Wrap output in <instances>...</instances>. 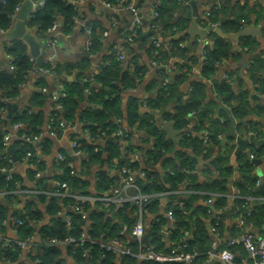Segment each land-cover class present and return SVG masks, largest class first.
<instances>
[{
	"label": "trees",
	"instance_id": "16d2710c",
	"mask_svg": "<svg viewBox=\"0 0 264 264\" xmlns=\"http://www.w3.org/2000/svg\"><path fill=\"white\" fill-rule=\"evenodd\" d=\"M22 1L0 0V29L7 30L10 28L12 16ZM106 1L117 3L119 0ZM179 6V0H158L155 7L158 13L154 19L155 29L166 34H172L175 28H184L189 23V19L183 14L176 18ZM76 15L77 10L74 2L43 0L41 7L34 12L33 17L28 19L27 24L36 27L38 33H43L56 22L57 17H61V29L68 32L75 23ZM218 20V9H212L205 23H215ZM221 27L224 30L235 31L239 28V23L230 21L227 24H221ZM262 34L264 36V29ZM91 37L90 50H94L98 45L95 26L91 28ZM209 37L213 38L216 35L211 32ZM178 40L180 39L172 40L169 49H166L162 44L156 47L151 43L150 54L153 60H157L160 64L164 63L166 57L174 54L173 48ZM251 42L247 39L242 45L250 49L253 45ZM26 48V43L19 39L12 40V43L6 48L7 53L11 56L12 68L0 71V124L5 122L1 115L5 104V100L2 98H13L17 95L19 86L25 83L33 69L34 63L27 54ZM203 51L205 55L200 64L202 80L191 83L187 97L183 98L179 89L186 75L184 73L177 74L170 79L171 81L163 84L156 95L144 100L145 104L150 107L151 111L149 112L140 111L141 103L133 98L127 101L124 111L121 108L119 96L121 88L117 82L127 85L131 83V75L127 71L121 70L122 62L116 59L112 49L106 55V65L94 76V86L89 85L83 71H81L88 66L87 59L82 60L77 65L54 62L49 66L43 63V67L50 68L57 76L63 77L60 83L63 85L62 89L65 91V96L52 100V110L45 119L43 112L32 109L33 106L41 104L45 95L42 92H33L29 98V105L10 118L11 126L16 122L22 123L21 127L16 130V138L13 141L15 156L18 159L27 156V154L30 155V158L33 157L35 154L33 136H41L49 122H52V129L61 135L68 126L75 123L78 114L79 120L84 123L83 128H85L87 138L72 134L71 139H76L80 152L86 154V159L82 162V165L86 167L99 157L96 144L99 139L106 137L108 140L107 148L111 155H116L119 151L118 138L128 140L132 132L131 127L136 125L138 129L145 132L147 138H154L153 148L147 153L148 165L144 176L135 178L139 193L146 196L141 200L142 209L152 213L156 212L160 197H166L168 201L165 209L172 213L173 227L169 231L168 241L163 240L158 232L160 225L164 222V217L158 215V221L151 222L149 225L146 240L138 241L131 236L130 239H127L125 236L129 235L120 232L118 223L111 224L109 220H105L104 213L106 210L98 202L86 201L81 203L80 211H76L70 207L76 202L74 197L52 195L46 206V212L51 215V220L39 228L41 242L36 244V250L33 251V255L31 254L33 259H37V264H58L55 259L58 253L57 243L51 242V240L57 238L62 241L67 236H74L76 239L83 238L81 245L68 244V252L77 262L87 260L88 264H114L117 253L113 250H105L103 245L112 239H118L123 242L124 246L129 247L131 252V254H120L119 264H187L185 261L176 260L142 259L138 261L136 256L139 252L144 253L148 250L168 253L172 247L188 252H199L190 264H219L217 261H207L206 254H204L211 246L212 238L209 233V223L214 219L219 218L217 229L220 235L242 232L244 226L257 228L258 232L263 233L261 228L264 225V199L260 200V198L264 197V183L254 187L256 177L251 174V164L244 155L237 157L238 175L232 182V185L240 189V196L232 200L229 196L228 178L233 174V166L228 163L230 152L227 146L229 142L225 143V139L220 137L221 135L224 136L228 129V120L225 112L218 109V106L220 105L219 101H222L224 105L229 107L232 116L235 118H241L251 112L262 117L264 106H251L245 93L234 91L229 81L214 83L216 99L209 98L205 81L213 73L215 62L230 55L229 42L223 38H217L212 46H205ZM261 66L262 62L253 58L249 67L252 80L259 85L262 84L259 75ZM159 70L164 71V67L159 66ZM136 72L139 71L136 70ZM67 74H74V77L67 80L65 78ZM86 89H89L87 100L92 104V107L80 109L79 103L84 98ZM171 101H174V108L166 110V105ZM57 103L61 105L60 108L55 107ZM157 110L161 111L163 117L165 116L167 120L171 121L176 130H181L182 135L178 142V148L169 138L164 136V130L154 125L153 118L156 119L157 116L152 113H154L153 111L157 112ZM190 116L195 119L194 124L191 125L192 134L184 129L186 125H189ZM60 122H63L64 125H60ZM118 129L121 130V133L117 132ZM201 130L203 136L204 130L207 131V143L203 141V136L198 135L199 132H202ZM8 133L10 132L0 129V168H5V170L11 167L7 159L9 154L4 153L6 148L4 135ZM48 143L47 139H43L41 149L44 150ZM213 146H221L222 149H219L217 154L211 157L209 164L202 166L200 171L204 178L199 180L196 175L195 161L184 150L189 148L193 155H197L204 148L206 150L204 157H207L212 152ZM125 149L127 152L125 158L117 165L119 167L128 163L130 169L135 170L137 162L129 158L133 150L130 147ZM161 153H170L171 155L164 158L160 168H154L153 165L158 161ZM259 153L264 154V146H261ZM175 159L181 160V167L176 166ZM69 163L70 157L66 155L58 161L57 167L58 169L61 168V171L55 179L65 182L71 194L88 195L85 190L86 181L79 176V172L77 174L76 170L72 174L69 173ZM165 165L169 166L167 171L163 169ZM215 172L217 175H214ZM8 175L4 172L0 173V192L5 193L0 196V223L7 220L11 209V214L21 220V223L13 224H15L14 227L20 240L23 241L31 237L33 227L30 221H38L40 212L36 209V201L30 196V198L25 196L26 199H23L24 195L29 193L22 187L20 175L13 171L8 172ZM185 179L187 180L185 189L176 191ZM36 185L43 189L41 179L37 180ZM119 185V176H100L97 191L103 193ZM19 188L25 193L13 192ZM249 197L254 198L252 201L250 200L251 203H249ZM37 198L39 201L45 200V196L42 194H37ZM208 200H212V207L208 205ZM15 201L18 202L17 207H13ZM175 201H181L182 204L179 205ZM245 202L250 206V213L244 215V225L239 227L235 223L228 226L224 221L222 211L230 205L229 217L231 218L233 217L230 214L232 207L239 205L243 211L242 207L245 208ZM92 205L96 207L91 208ZM126 207L132 208V205L124 202L121 207L113 209L111 204L108 211L119 219L122 218L123 223L129 227L135 220L121 216V214H125L123 211ZM209 208L221 213L219 212L218 217H212L207 212ZM65 216H69V222ZM231 249L237 254V261L245 253L241 245L233 246ZM19 250L20 246L17 244L10 246L0 244V254L3 258L11 259L17 255Z\"/></svg>",
	"mask_w": 264,
	"mask_h": 264
},
{
	"label": "crops",
	"instance_id": "0c3cea01",
	"mask_svg": "<svg viewBox=\"0 0 264 264\" xmlns=\"http://www.w3.org/2000/svg\"><path fill=\"white\" fill-rule=\"evenodd\" d=\"M184 1L185 0H179L180 6L176 14V18L183 14V16L188 17L190 23L193 16V8L188 4L183 5L182 7V3H184ZM154 2L155 0H139V16L141 23H137L135 21V15L132 12L118 7L106 6L101 0H74L77 15L75 17L73 27L68 32L61 29V17H57V27L54 30H46L43 33H38L36 27L29 25L26 26V30L30 31L35 36L37 42L42 44L39 49L40 51H44L43 62L53 61L61 64L77 65L82 60L87 59L88 66H86L85 69L80 70L83 71V75L89 82L90 86L95 85L94 76L103 66L106 65V55L110 52L111 47L121 46L124 56L121 70L127 71L131 75V83L123 85L120 82H117L121 88L119 93L121 108L124 111L127 101L133 98L139 100L141 103L140 111L142 112L151 111L149 105L145 104L144 100L150 96L156 95L160 87H162L166 82L171 81L170 79L177 74L184 73L186 75L185 80L179 87L182 92V97L186 98L191 83L202 80L200 75V64L203 59L202 52L204 47L212 46L214 40L217 38H223L229 42L230 55L215 62L213 73L205 81L207 85L208 97L216 99L213 85L214 83L229 81L234 91L237 93H245L246 99L251 106H264V36L262 34L264 29V0H196V27L198 28H204L208 25V23H205L208 16L206 14L207 11L218 9L219 20L215 23L216 26H219L224 33L234 32V30H224L221 27V24H227L230 21L239 23L238 29L245 26H256L259 29V33L254 34L253 32H249L240 36L237 40H230L221 37L216 32H214L216 37L210 38L209 34L211 32H209L204 38H201L196 33H189V23L182 29L178 27L175 28L172 34L160 32L155 28L151 29L149 24L152 18ZM14 17L15 16L12 17V24L9 29H11L14 24ZM87 25L95 26V31L98 37V45L94 48V50H90L92 37L86 30V27H88ZM149 30H153L154 33H150ZM6 31H0V71L10 68L9 63L11 56L7 53L6 48L10 43H12V40L6 39ZM257 31L258 30L256 29V32ZM154 38L160 40L162 46L166 49H169L172 40L180 39L173 48L174 54H170L166 57V61L160 65L152 63L153 58L150 54V44ZM247 39L253 43L250 49L242 45ZM50 40H52L51 43H49ZM26 50L27 54L33 58V63H35V59L30 54L28 46ZM253 58H257L262 62V66L259 70L262 83L261 85L255 83L249 73V67ZM159 66H163L164 71L159 70ZM136 70L139 72H136ZM164 73L168 76H165ZM43 75L44 76L32 70L25 83L19 86L17 95L13 98H2L3 100L15 104V108L10 118L15 113L21 112L27 105H29V98L33 92H42L45 97L39 106H33L32 109L43 112L45 119L48 117L50 111L52 110L50 92L57 88L63 77L57 75L51 76L48 74ZM73 77L74 74H67L65 76L67 80H70ZM252 95H256L257 98ZM219 102L224 105L222 101ZM224 106L228 107L226 105ZM90 107H92V104L87 100V91L85 90V96L82 101H80L79 108L82 109ZM142 107H144V109H142ZM165 108L166 110L173 109L174 101L167 104ZM6 112L7 110L4 104L1 115L3 116V119H5V122L0 124V129H5L11 133L10 143L13 146V141L16 138V131L10 125V118L7 119L5 117ZM153 112L154 113L152 114L157 116L156 119L153 118L154 125L164 130V136L169 138L176 148H178V142L182 135L181 130H176L171 121L167 120L165 116L163 117L161 111L157 110V112ZM234 119L237 120V123L234 126L235 133L243 139L252 137L248 133V130L258 131L259 128L264 129V115L261 117L251 112L241 118L234 117ZM194 121V117L190 116L189 125H186V128H184L186 131H190L191 134L193 132L191 125L194 124ZM83 124L84 123L79 120L77 114L75 123L68 126L59 137L49 136L45 131L46 129H44L43 134L39 136L37 140L33 141L35 148V154L33 157L31 156L30 158V155L27 154V156L21 157V159L16 157L15 160L12 159V162L9 163L11 164V167L6 170L8 172H16L20 175L22 178L21 185L26 189L27 193H29L27 195L25 194L23 199H26L25 196H30L31 199L36 201V209L40 212V219H38V221H30L31 226L33 227V233L31 237L23 240L26 245L22 247L20 246V250L17 255L11 259L3 258L0 254V264H37V259H33L31 254H34L33 251L36 250V244L41 242L38 232L39 228L42 225L49 223L51 220V215L46 212V206L51 196L55 195L53 194L52 189L55 185V177L59 173L57 167L59 161L58 154L70 157L69 164L77 171V174L78 172L80 173L79 176L87 183L85 190L88 192V195L99 194L97 191V185L100 176H119L117 164L125 158V148L130 147L133 150V154L135 153L133 158V160L137 162L134 172L135 177L144 176L145 169L148 165L147 153L153 148V137L147 138L148 136L145 132L138 129L137 126L134 125L131 127L132 132L130 133L128 140L125 141L118 138L117 142L119 151L116 155H111L110 150L107 148L108 140L106 137L99 139L96 142L99 157L85 167L82 165V162L86 159V154L83 152L75 153L71 146L72 134L87 138ZM165 125L170 127L169 131H167L168 128ZM230 125L231 123L228 120V129L224 136L222 135L221 139L224 138L225 141H229V145L227 146L229 149H227L230 152L229 154H232L237 150L238 143L234 137L229 135ZM170 130L175 132L174 139L170 136ZM198 135L203 136V131L199 132ZM255 138H264V132L261 134L259 132ZM43 139H47L49 141L44 150L41 149ZM261 146H264V144L256 145L255 143L249 142L245 146V151H239L236 156V166H233V174L228 178L229 192H231L232 182L238 175L237 157L239 155H244L249 159L252 167L251 174H253L256 179L264 181V154L259 153ZM6 148L4 149V153L11 156V153L7 151ZM219 149H222V147L213 146L212 152L207 157H204L206 152L204 148H202V152L197 155H193L189 148L184 150L185 153L190 154L194 159L196 175L199 180L204 178L200 171L202 166L209 164L211 162V157L215 156ZM251 152L256 154L255 157L249 158V153ZM170 155V153H161L158 157V161L153 165L154 168H160L164 158ZM175 161L177 163L176 166L181 167V160L175 159ZM228 163L232 166L230 159ZM163 167L165 171L169 169V166L165 165ZM6 170L3 172L7 173ZM214 175H217V172H215ZM38 179L42 180L43 189L37 187L36 182ZM183 189H185L184 183L180 184L176 191ZM108 192L110 193L111 190ZM37 194L44 195L45 200L39 201ZM119 194L125 203L132 205V208L126 207L123 211L126 216L125 214H121V216L131 218L135 221L141 217L144 226V233L147 235L150 223L158 221L157 216H162L165 212V205L168 201L167 198L164 196L160 197L159 207L156 212L152 213L142 209L140 202L146 196H140V200L135 198L140 193L133 185L127 186ZM209 206L212 207V200L209 202ZM95 207V205H92L91 208ZM225 211L227 212L225 213ZM229 211L230 205L222 211L225 223L228 226H232L235 223L237 225V219L233 215V217L230 218ZM219 212L220 211L215 210L214 217H218ZM10 213L11 209L9 210V214ZM104 214L105 220H109L111 224L118 223L120 229L121 226L125 225V223H123V219H119L117 216L112 214V212L106 210ZM172 227L173 222L164 217V222L160 225L158 232L162 236L163 240L168 241V234ZM244 228H251L253 232H258V229L256 228L246 226H244ZM2 233L4 245L9 246L14 243V241L20 240L17 232L9 223H7V225L3 228ZM125 237H127V239L131 238L130 236ZM142 240L144 239L142 238ZM56 248L58 253L55 259L58 264H88L87 260L77 262L69 254L67 243H57ZM116 253L114 264H119L120 254L118 252Z\"/></svg>",
	"mask_w": 264,
	"mask_h": 264
},
{
	"label": "built area",
	"instance_id": "2783aa9c",
	"mask_svg": "<svg viewBox=\"0 0 264 264\" xmlns=\"http://www.w3.org/2000/svg\"><path fill=\"white\" fill-rule=\"evenodd\" d=\"M101 1L106 6L118 7V8L125 9V10L132 12L136 18L135 21L137 23H141L140 16H139V0H119L117 3H110L106 0H101ZM157 2H158V0H155V2L153 3L152 18H151L150 24H149V27L151 29L155 28L154 19L158 15L157 10L155 8ZM42 3H43V0H36L35 2H33L32 8H31V10L27 16V21H28V19L33 17L34 12L39 7H41ZM20 5L17 6L15 13L19 9ZM210 12L211 11H207L206 14L209 15ZM15 13L13 14V16H15ZM208 25L216 26V23H208ZM56 27H57V24L55 22L47 30H54ZM91 28H92V25H89L88 27H86V30L89 33V35H91ZM0 31L4 32L6 30L0 29ZM51 42H52V40L49 41V43H51ZM151 43L156 47H159L161 45L160 40H157L156 38H154L153 41H151ZM111 49H112V52L114 53V56L116 57V59L123 63L124 56H123V53L121 50V46H119V47L114 46V47H111ZM204 55H205V52L203 51L202 52L203 58H204ZM30 59L33 60V58L31 56H30ZM43 63L51 66L54 62L53 61L42 62L41 66L38 68L35 67V63H34L32 70L34 72H37V73L42 74V75L48 74L51 76H55L56 73L53 70H51L50 68L43 67L42 66ZM152 63L155 65L160 64V63H158L157 60H152ZM9 67H10V69L12 68L10 63H9ZM62 88H63V85L61 83H59L57 86L58 90L57 91L52 90L50 92V97L52 100H55L58 97L65 96V91ZM86 91H87V93H89V89H86ZM55 107L60 108L61 105L59 103H57L55 105ZM21 125H22L21 122H16V123L12 124V127L16 131L19 127H21ZM60 125H64V123L60 122ZM45 131L49 136H52V137H59L60 136V135H58V133L55 130L52 129V122H49L46 125ZM117 132L121 133V130L118 129ZM259 132H260V134L263 133L264 129L259 128L258 131L248 130V133L253 137L257 136L259 134ZM15 134H16V132H15ZM220 137L222 138V135ZM10 138H11V133L4 135V141H5L6 146H8L10 144ZM38 138H39V136H37V135L32 137L33 141L37 140ZM223 140H224V138H223ZM203 141L207 143V131L206 130H204ZM226 142L227 141H225V143ZM223 145H224V142H223ZM71 146H72V149L75 153H80V150L78 148V141L76 139H71ZM255 155L256 154L251 152V153H249V158H253V157H255ZM134 156H135V153L133 154V151H132V153H130V157H129L130 160H132L134 158ZM63 157H64V155L58 154L59 160L63 159ZM7 159L9 162H12L11 156H9ZM0 170L3 172V171H5V168H0ZM58 170L61 171V168H59ZM73 172H74L73 167L71 165H69V173L72 174ZM118 172H119V183H120V185L116 188L110 189L111 190L110 193L108 192L109 190H107V191H105L103 193H99L97 195H87V194H80V193L71 194L70 191L68 190L65 182L60 181L58 179H55L53 194H55L59 197H62L65 195H69V196L74 197L76 202H75V204L70 205V207L72 210H76V211H80L81 203H85L86 201L93 202V203L98 202L105 210H108V207L111 204L113 206V209H117V208L121 207L124 203V200L122 199V197L119 194L121 191H123L129 185H133L138 190V185L135 182V178H136L134 175L135 170L130 169L128 163H124L123 165L119 166ZM5 174L7 176H9L8 171ZM183 183L186 186L187 180L185 179ZM261 183L263 184L264 181H260V179H256L254 181L253 185L255 187V186L260 185ZM13 192H16L17 194L25 193V191H23L20 188L14 190ZM3 194H5V193L0 192V196H2ZM140 196H142V194H138L135 198H138L140 200ZM229 196H230L231 200L235 197H239L240 196V189L237 186L232 185L231 186V192L229 193ZM253 199H254L253 197H249V203H251V201ZM261 199H264V197L260 198V200ZM175 202L178 203L179 205L182 204L181 201H178V202L175 201ZM208 202H210V200H208ZM140 204L142 205L141 202H140ZM230 204H231V202H230ZM208 205H209V203H208ZM17 206H18V202H16V201L13 202V207H17ZM242 208H243V211L241 210V206L234 205L232 207V210H231V214L237 219V225L236 226H239V227L244 225V219H243L244 215L250 213V206L247 204V202H245V208L244 207H242ZM207 212L209 213L210 216L211 215H212V217L215 216L214 215V212H215L214 209L209 208V209H207ZM163 215H164V217H166L167 219H170L173 222V217H172V213L170 210L165 209V212L162 214V216ZM65 219L67 220V222L70 221L69 216H65ZM7 223H9L14 228V230L17 232L16 228L14 227L15 224H13V223L19 224V223H21V220L18 217L13 216L10 213L7 217V220L6 221L3 220L0 223V244H4L2 230L7 225ZM218 224H219V218H216L212 222L209 223V233L211 235L212 241H211L210 248L204 252V254H206L207 261H209V262L217 261L219 264H264V225L261 228L263 233L253 232L251 230V228L245 229L243 227L242 232H235L233 234L224 233V234L220 235L219 231L217 229ZM120 232L123 234H128L129 236L135 238L136 240L141 241L142 235L144 234V226H143L141 217H139V219L136 220L129 227H127V225L121 226ZM17 235H18V233H17ZM82 239H76L74 236H67L62 241L57 239V238H53L51 240V242H54V243L65 242L67 244L73 243L75 245H78V244L81 245ZM12 244H17L21 247L26 245L25 241H22V240L14 241V243H12ZM12 244H10V245H12ZM237 245L243 246V248L245 250L244 255H242L240 257L239 261H237V254L231 249L233 246H237ZM6 246H8V245H6ZM103 246H104L105 250H113L115 252H118L119 254H131L130 248L124 246L123 242L121 240H118V239H112L108 243H105ZM183 246H185V245H183ZM198 253L199 252H197V251L188 252V251H184V250H178L176 247H172L168 253H161V252L158 253V252H155L152 250H148L147 252H144V253L139 252L138 254H136V256L138 257L139 260H142V259H155V260H159V261L176 260V261H185L187 264H190L192 262L194 256L197 255Z\"/></svg>",
	"mask_w": 264,
	"mask_h": 264
},
{
	"label": "water",
	"instance_id": "95a60500",
	"mask_svg": "<svg viewBox=\"0 0 264 264\" xmlns=\"http://www.w3.org/2000/svg\"><path fill=\"white\" fill-rule=\"evenodd\" d=\"M36 0H23L19 9L16 11L15 13V17H14V24L12 26L11 29H9L8 31L5 32V37L6 39L9 40H15V39H20L23 40L28 48H29V52L30 54L34 57L35 59V67L38 68L41 66L42 62H43V52L44 51H40V47L42 44L38 43L35 36L30 32L26 30V23H27V16L28 13L30 12L31 8H32V4L33 2H35ZM69 3H73L72 0H68ZM190 5L193 8V12H192V18L191 21L189 23L188 26V31L190 34L196 33L197 35H199L201 38H204L209 32H216L218 33V35H220L221 37L230 39V40H237L240 36L245 35L249 32H253L255 33H259V29L256 26H245L242 27L241 29H238L234 32H230V33H224L222 32V30L220 29L219 26H206L204 28H198L196 27V11H195V5H196V0H185L184 3H182V7L183 5ZM255 29V30H254ZM256 29L258 30L256 32ZM150 33H154L153 30H149ZM44 76V75H42ZM253 97L257 98L256 95H252ZM5 106H6V114L5 117L8 119L10 118L11 114L13 113V110L15 108V104L11 103L9 101H5ZM142 109H144V107H142ZM218 109L223 110L228 118V120L230 121L231 125H230V130H229V135H231L232 137H234L238 143V148L237 150L232 153V154H228L230 162L232 164V166H236V156L239 153L240 150L245 151V146L251 142V143H255L256 145H261L264 144V138L261 139H257L255 137H249L248 139H243L240 136H238L235 133L234 130V126L237 123V120L234 119V117L231 115L230 109L228 107H225L224 105L220 104L218 106ZM168 129L167 131H169L170 127L168 125H165ZM165 127V128H166ZM170 136L172 137V139H174V135L175 132L172 130H170ZM7 151H9L11 153V157L13 160L16 159V156L14 154V149L12 144L10 143L7 146ZM247 153V152H246ZM2 171L0 170V173ZM236 174V172H235ZM227 211H225L226 213ZM146 233H144L142 235V238L144 240H146Z\"/></svg>",
	"mask_w": 264,
	"mask_h": 264
}]
</instances>
